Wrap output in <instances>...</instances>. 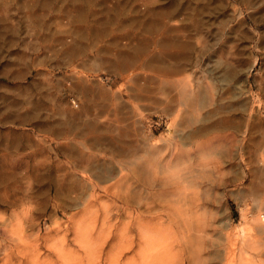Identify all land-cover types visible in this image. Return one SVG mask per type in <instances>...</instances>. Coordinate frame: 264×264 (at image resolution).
<instances>
[{"label":"rangeland","instance_id":"374dc122","mask_svg":"<svg viewBox=\"0 0 264 264\" xmlns=\"http://www.w3.org/2000/svg\"><path fill=\"white\" fill-rule=\"evenodd\" d=\"M263 217L264 0H0V264H264Z\"/></svg>","mask_w":264,"mask_h":264},{"label":"bare ground","instance_id":"6f19581e","mask_svg":"<svg viewBox=\"0 0 264 264\" xmlns=\"http://www.w3.org/2000/svg\"><path fill=\"white\" fill-rule=\"evenodd\" d=\"M119 186H120V185H119ZM124 188H125V187H124ZM122 189H123V188L121 187V190H122ZM121 190H120V191H121ZM122 191H123V190H122ZM116 195H117V194H116ZM119 199H121V198L119 197ZM122 200L124 201L125 199H122ZM125 202H126V201H125ZM90 206H91V204H90ZM87 207H89V205H88ZM87 207H86V209H87ZM91 208H92V207H91ZM115 208H116V207H115ZM88 209H89V208H88ZM84 211H85V210H84ZM105 211H106V213H109L110 210H108V212H107V208H105ZM104 213H105V212H104ZM201 216H202V215H200V216L198 215V218H199V220L202 222L204 219L202 220ZM199 220H198V221H199ZM263 220H264V217H263ZM141 221H142V220H141ZM74 222H76V221H74ZM75 224L79 227V224H78V223H75ZM198 224H199V223H198ZM20 225H21V224H20ZM202 225H203V224H202ZM204 225H205V224H204ZM0 226H1V225H0ZM198 226H199V225H198ZM16 227H17L16 229H18L20 226L18 225V226H16ZM136 227L138 228V230L145 231V232H142V235H141V236H143V233H144V236H143V237L139 236V237H141V239H142V238L147 239V234H148V233L146 232L147 229H145V228H146L145 225L142 224L141 222L139 223V222L137 221ZM204 227H205V226H204ZM1 228H2V227H1ZM3 228H4V227H3ZM6 228H7V227H6ZM147 228H148V227H147ZM10 229H11V228H10ZM10 229H7V230H8L9 232H12ZM14 229H15V227H14ZM16 229H15V231H16ZM202 229H203V226H202V228L199 229V230H200L199 233L205 232V231H204L205 229H203V230H202ZM4 230H6V229H4ZM4 230H0V232L3 233ZM12 230H13V227H12ZM149 230H150V228H149ZM261 230L264 231V227H263ZM8 231H6L7 234H9ZM13 231H14V230H13ZM15 231H14L13 233L16 234ZM6 232H5V233H6ZM13 233H12V234H13ZM19 233H20V232H19ZM19 233H18V234H19ZM10 234H11V233H10ZM12 234H11V235H12ZM140 234H141V233H140ZM3 235H4V234H3ZM5 236H6V235H5ZM8 236H9V235H8ZM12 236H14V234H13ZM15 236L18 237V235H15ZM20 236H21V235H20ZM141 239H140V240H141ZM148 239H149V238H148ZM151 240H152V239H151ZM141 241H143L142 244H143L145 241H146V243L148 242V244H147L146 246H149V247H146V246H145L146 249H145L144 247H141L140 251L138 252L139 254H138V253H137V254L139 255V257H140L141 260H142V261H141V264H143V263H144V264H148V262H149L150 260H152L154 257L156 258V257L158 256L159 253H157V252H159V251H158L159 248L156 249V250H153V249L150 247V245H151L150 241H147V240L144 241V239H142ZM153 244H154V243H153ZM122 245H124V244H122ZM130 245H131V244H130ZM139 245H140V244H139ZM199 245H200V244H199ZM143 246H144V245H143ZM125 247H126V245H125ZM143 248H144V249H143ZM154 249H155V248H154ZM150 250H151L153 253H152ZM26 255H27V254H26ZM23 257H24V256H23ZM30 257H31V256H30ZM26 258H27V257H26ZM28 259H29V258H28ZM7 260H8V259H7ZM24 260H25V258H24ZM26 260H27V259H26ZM26 260H25V261H26ZM32 260H33V259H32ZM35 261H36V260H35ZM35 261H33V263H34ZM203 261H204V260H203ZM203 261H202V262H203ZM16 262H17V261H16ZM26 263H27V262H26ZM33 263L31 262V264H33ZM37 263H38V262H37ZM149 263H150V262H149ZM23 264H24V263H23ZM28 264H29V263H28ZM35 264H36V263H35ZM201 264H202V263H201Z\"/></svg>","mask_w":264,"mask_h":264}]
</instances>
